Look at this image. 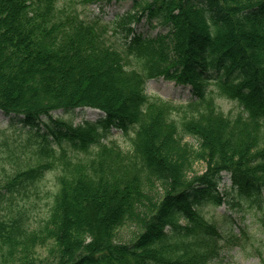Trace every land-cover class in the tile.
Instances as JSON below:
<instances>
[{
	"label": "trees",
	"instance_id": "obj_1",
	"mask_svg": "<svg viewBox=\"0 0 264 264\" xmlns=\"http://www.w3.org/2000/svg\"><path fill=\"white\" fill-rule=\"evenodd\" d=\"M76 2L0 0V111L36 143L34 161L0 177V206L62 168L41 226L0 220V264L220 259L241 236L203 215L206 201L233 196L264 217V0H132L107 21L86 19ZM143 17L168 31H138ZM160 77L189 86L191 97L148 95L146 84ZM215 92L238 103L236 115L221 110ZM84 108L103 116L81 124L52 117ZM115 128L129 136L127 150ZM130 224V241L116 240Z\"/></svg>",
	"mask_w": 264,
	"mask_h": 264
},
{
	"label": "rangeland",
	"instance_id": "obj_2",
	"mask_svg": "<svg viewBox=\"0 0 264 264\" xmlns=\"http://www.w3.org/2000/svg\"><path fill=\"white\" fill-rule=\"evenodd\" d=\"M65 1L60 0V4H64ZM74 1H77L76 6L86 19L100 15L105 21L113 18L115 14L124 13L132 4V0H98L95 2L87 1V3L83 2L85 0ZM153 23H155L154 27L150 28L149 20L143 17V20L137 24L136 29L151 36H154L159 31L164 33L168 31L167 27L156 20ZM146 85L148 95H158L166 100L171 99L180 102L189 99L192 95L189 86L178 85L174 81H167L163 77L152 79ZM212 87L214 89L217 88L214 84ZM216 97V103L223 112L236 115L239 110V105L236 101H231L226 97H219L217 93ZM102 116L103 113L93 108L75 109L70 112L59 109L52 113L54 119L60 118L74 124H81L84 120H96ZM18 119L14 118L13 115H7L0 111V177L17 169L18 166L22 167V164H25L24 162L35 160L32 153L34 144H36L35 139L30 135L29 127L19 122ZM44 119L48 121L46 117L42 118V120ZM113 138H116L124 149L127 150L130 147L129 136H125L121 130L115 128L113 130ZM185 140L190 143H196L195 139L190 136H187ZM58 153L57 148L56 154ZM76 155L80 157L90 156L84 152H78ZM53 160L57 161V158L53 157ZM204 169L203 163L194 164L195 171L201 173ZM61 171V166L55 165L54 168L46 171L37 180L29 182L20 188L18 192L9 195L3 201L2 206H0V220L13 216L29 229L41 226L50 213L49 210L54 202L53 197L57 192V176L60 175ZM224 181L227 185L231 183L228 174ZM225 189V183L222 182L219 185L218 192L224 195ZM228 199L230 200L229 204L216 206L214 203L206 201L201 206L203 215L216 221L218 225L228 232L231 230L241 236L238 243L225 246L221 252L220 259L214 260L209 264H264V217L260 219L256 204L247 205L233 196H229ZM239 200L241 201L240 205ZM231 218H234V221H231L229 226L228 222ZM242 228L245 229L243 233L241 232ZM136 230L131 224L124 226L119 229L116 240L130 241ZM46 248V245H43V247H38L37 250L43 255V253H46Z\"/></svg>",
	"mask_w": 264,
	"mask_h": 264
}]
</instances>
